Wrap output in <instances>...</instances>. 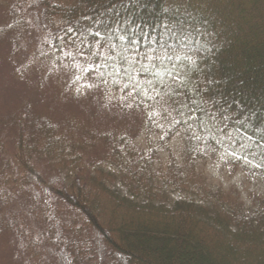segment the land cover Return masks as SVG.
Segmentation results:
<instances>
[{"label":"trees","instance_id":"trees-1","mask_svg":"<svg viewBox=\"0 0 264 264\" xmlns=\"http://www.w3.org/2000/svg\"><path fill=\"white\" fill-rule=\"evenodd\" d=\"M1 5L0 68L120 119L94 127L33 103L0 115L10 264H264V192L202 170L231 156L243 180L264 179V0ZM38 165L67 176L53 200L30 187Z\"/></svg>","mask_w":264,"mask_h":264},{"label":"rangeland","instance_id":"rangeland-1","mask_svg":"<svg viewBox=\"0 0 264 264\" xmlns=\"http://www.w3.org/2000/svg\"><path fill=\"white\" fill-rule=\"evenodd\" d=\"M8 5L0 6V22L2 25L6 24V20L9 17L7 14ZM10 51H5L3 56L7 58ZM33 78H25L21 76L11 64H7L5 67L0 68V115L15 110L20 105L26 103L37 104L36 106L40 110L48 111L46 108H52L57 114L56 116H63L65 113L70 114L77 120H90L94 121V127L102 126V123H112L110 125L120 122L119 114L116 108H110L109 106H101L98 109L99 104L91 105L87 104V108H84L78 104H74L67 100L64 102L62 99L58 101L59 93H61L60 86L56 85L57 99L54 100L55 95L51 90L46 88H40L38 84L33 83ZM93 104V103H92ZM46 107V108H45ZM59 114V115H58ZM231 156H224L219 160L213 161L203 167L205 174L211 177L214 184L225 188L232 186L241 187L242 193L246 191L259 190L264 192V179L256 177L252 173L249 179H244L239 174V168L235 165L239 159L234 161V164H230L228 160ZM11 166L14 168L13 164ZM1 167V162H0ZM15 169L8 170L12 174ZM18 175V173H17ZM43 168L38 165L27 176L33 193L43 196L46 200L55 199V193L58 189H62L64 182L67 179L66 175L44 177ZM247 178V177H246ZM37 195V196H38ZM22 202H11L8 207L16 212H24V207L21 206ZM2 240V239H1ZM0 240V264H10L12 261L9 255L8 245L6 241Z\"/></svg>","mask_w":264,"mask_h":264}]
</instances>
